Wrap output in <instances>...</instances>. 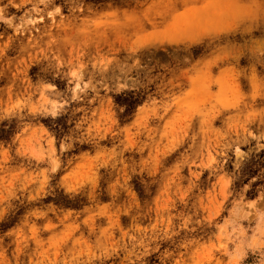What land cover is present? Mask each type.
I'll return each mask as SVG.
<instances>
[{
	"label": "rangeland",
	"instance_id": "obj_1",
	"mask_svg": "<svg viewBox=\"0 0 264 264\" xmlns=\"http://www.w3.org/2000/svg\"><path fill=\"white\" fill-rule=\"evenodd\" d=\"M0 264H264V0H0Z\"/></svg>",
	"mask_w": 264,
	"mask_h": 264
}]
</instances>
